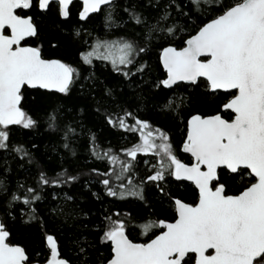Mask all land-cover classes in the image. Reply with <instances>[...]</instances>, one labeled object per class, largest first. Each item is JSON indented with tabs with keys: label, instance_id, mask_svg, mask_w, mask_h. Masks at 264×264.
<instances>
[{
	"label": "snow or ice",
	"instance_id": "6c2138e0",
	"mask_svg": "<svg viewBox=\"0 0 264 264\" xmlns=\"http://www.w3.org/2000/svg\"><path fill=\"white\" fill-rule=\"evenodd\" d=\"M11 126L48 135L51 174ZM107 126L138 134L123 158L99 145ZM85 192L150 210L85 209ZM17 221L39 227L42 250L13 242ZM49 221L69 230L66 255ZM42 261L264 264V0H0V264Z\"/></svg>",
	"mask_w": 264,
	"mask_h": 264
},
{
	"label": "trees",
	"instance_id": "16d2710c",
	"mask_svg": "<svg viewBox=\"0 0 264 264\" xmlns=\"http://www.w3.org/2000/svg\"><path fill=\"white\" fill-rule=\"evenodd\" d=\"M76 19H77L76 8H73L71 20L73 23H75ZM98 19H99V17H97V20ZM96 24H97V21L94 20L91 25H88V27H92L93 25H96ZM99 30L100 29L97 28V31H99ZM50 38L54 39V40H60L62 44L65 43V40H66V38L60 36L59 33H53ZM45 47L47 49V43H45ZM154 58H155V53H153V60H154ZM72 59H73V62H75V58L73 57ZM96 63H97V65H99L100 67L103 68V62H96ZM109 69H110V66H108L107 68H103L104 72H107ZM32 115L37 116L38 113L33 112ZM141 116H142V118H145V119L151 118V121L154 125L160 123V119L158 117H155L152 114L150 109L148 112L142 113ZM88 122H89V124L92 123L91 113H89ZM168 126L172 127V142L177 149L178 155L180 156L181 159H183V160H185V162H187L188 156L179 152V148L181 145V135H180L179 130L176 129L172 125H168ZM11 127L13 128V132L11 134V141L12 142L29 144L30 139L35 138L37 140V142L40 144V153H37V156L40 157L42 163H45L46 166H48L49 174H51V170L56 168L55 160L52 162H47L45 160L44 156L41 155V153H44L46 150L45 146L48 145V141H49L48 135L47 134L36 135L35 133H32V132L21 133L18 126H11ZM37 131L43 133V128L41 127ZM93 131L98 132V143H99V145L102 146L103 149H107L109 144H111L113 150L118 155H120L122 158H123L122 149L127 148V147H131L134 143L138 142V134L125 133V132H123V130H121L119 128H112L111 126L104 127L103 129H100L98 127H94ZM52 139H55V136H53ZM29 146H30V144H29ZM49 154H52V153L49 152ZM9 159H11V158L9 157ZM144 159H148L151 162H154V159L151 157H143L142 155L138 156V160L143 161ZM88 163H89V166L96 167L101 172L111 170V166L107 165L105 161H94V162L89 161ZM80 164L83 165L84 161L81 160ZM12 168H13V178L15 179L16 176L18 175L19 178L21 180H23L24 175H25L24 172L23 171L17 172L15 163L12 164ZM57 170H59V169H57ZM71 170L79 171V169H76L75 164H73L71 166ZM140 170L142 173L145 170V166L143 165L142 162L140 164ZM83 171L87 172L88 167H84ZM28 183H29V185H32L33 180L29 179ZM92 190L93 191H101L102 185H93ZM71 191L72 192H80L81 189L78 186H74L71 189ZM182 191H183V186H181V189L177 192V194L178 195L181 194ZM84 195L87 199H86V202L82 205V207H84L85 209H92L96 212H101L103 210V208H110L113 211H121V212L127 211V212H131L133 216H142L150 210V209L142 206V204L139 202L131 201V198H130L129 202L117 201L115 204H108L107 200H106L105 203L102 205L99 202H95V203L92 202V197L87 192H85ZM147 195H148L149 199L152 198V192L151 191H149L147 193ZM109 199H111V198H109ZM45 219L47 220V217H45ZM68 231L69 230L65 229L64 230L65 234L61 235V231L58 229L57 225H54L50 221L47 223V232H48V234L54 235V237L57 239L58 245L62 251V255L67 254L63 250H64L66 242H67V232ZM139 231H140L139 228H137L134 232L131 233L130 238H132L135 242H142V241L148 239V237H143V236L138 235ZM149 235H151V234H149ZM12 238H13V242L28 244V246H29L28 251L29 252H32L33 250H42L44 248V246L46 245V240L43 238L41 230L39 229L38 226L22 225L19 223V221L14 223ZM42 264H43V261H42Z\"/></svg>",
	"mask_w": 264,
	"mask_h": 264
},
{
	"label": "water",
	"instance_id": "95a60500",
	"mask_svg": "<svg viewBox=\"0 0 264 264\" xmlns=\"http://www.w3.org/2000/svg\"><path fill=\"white\" fill-rule=\"evenodd\" d=\"M184 155H187L188 156V154H184Z\"/></svg>",
	"mask_w": 264,
	"mask_h": 264
}]
</instances>
